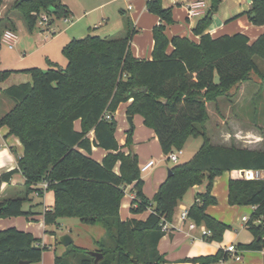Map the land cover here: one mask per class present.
Returning a JSON list of instances; mask_svg holds the SVG:
<instances>
[{"label":"trees","instance_id":"obj_1","mask_svg":"<svg viewBox=\"0 0 264 264\" xmlns=\"http://www.w3.org/2000/svg\"><path fill=\"white\" fill-rule=\"evenodd\" d=\"M210 8L199 20L193 33L199 40L184 35L170 38L168 24L175 22L173 8L164 7L162 0H147L148 11L161 22L154 26L152 58H140L131 51L137 29L127 20L126 30L117 36L88 33L73 38L62 48L67 65L49 61L50 67L25 69L32 82L12 85L4 91L13 106L0 116V128L19 137L24 154L17 168L0 176L10 181L18 171L25 177L23 190L0 200V218L28 217L35 214L24 209L30 195L41 198L45 190L53 191L54 205L43 212L46 226L57 225L61 217H78L81 222L100 224L105 235L95 240L96 250L104 257L97 264L132 263L163 264L164 255L158 248L166 234L165 221L172 222L177 207L192 187L209 179L205 192L196 193L189 206V218L197 225L211 229L205 241H222L231 228L207 212V206L217 202L211 188L214 178L224 171L264 169V150L238 146L214 145L206 131L209 119L207 105L220 95L234 98L239 86L254 75L264 73L256 58L264 62V31L254 41L243 32L214 37L204 30L212 23V15L222 0H211ZM4 0H0V11ZM18 13L29 30H34L42 12L54 18H71L73 13L62 0H15L0 18L5 28L14 30L10 13ZM256 25L264 26V0H252L249 15ZM51 18V19H50ZM9 22V23H7ZM6 31V30H5ZM0 32V46H1ZM172 45L169 50V46ZM14 70L1 69L0 82ZM219 75V83L215 77ZM127 116L141 115L144 124L156 132L165 155L175 148L183 149L191 135H202L204 141L193 158L174 163L172 174L159 186L153 199L146 196L138 155H133V127L127 130L126 142L120 145L116 137L115 113L122 103ZM109 113L111 119L105 117ZM80 120L77 129L75 122ZM93 131L94 138L90 132ZM108 150L102 161L92 156V146ZM129 147L127 154L123 147ZM119 166V172L116 167ZM48 184L38 189V184ZM134 185L133 214L151 209L146 219H121L120 207L126 188ZM229 203L254 207L247 222L254 239L239 244L244 250L264 249V179H230ZM42 204V203H40ZM55 264H94L87 248L72 242ZM49 246L30 231L14 226L0 229V264L39 263ZM224 249L214 255L198 256L185 261L216 264L227 261ZM133 264V263H132Z\"/></svg>","mask_w":264,"mask_h":264},{"label":"crops","instance_id":"obj_2","mask_svg":"<svg viewBox=\"0 0 264 264\" xmlns=\"http://www.w3.org/2000/svg\"><path fill=\"white\" fill-rule=\"evenodd\" d=\"M15 0H4V5L2 6V10L0 11V18L5 17V13L7 12L9 6ZM65 5L71 9L73 16L75 12L73 10V5L66 0H62ZM195 1L200 0H162L164 7H172L173 8V18H175V22L172 24H168L166 29V34L172 38L175 35L184 36L187 35L194 40H199L200 36L193 33L194 28L196 27L199 20L204 16L207 10L210 8L211 0H203L206 3V7L204 10V14L195 17H189L187 12V7ZM147 0H123V4L119 7V17L118 23L116 27L114 26L112 29L117 30V33H122L126 30L127 20H130L131 24L135 29H137L135 36L131 42V51L135 56L140 58L151 59L152 58V49L154 46V35L152 33L154 26L158 25L161 22V19L155 15L154 13H150L147 8ZM252 1L250 0H222L218 10L215 14L212 15L213 21L212 23L204 30L205 33H210L214 37L221 35H233L236 32H243L248 35L251 39V42L257 39L264 31V26L256 25L252 22L251 16L249 15V10L251 8ZM104 3L100 5L102 7ZM131 6V8H130ZM11 20L15 23L14 31L17 33V44L15 48L11 49L7 46L6 50L1 49L0 46V56H1V69L7 70L11 69L14 72L5 80L0 82V116L4 115L8 112L14 105L12 100L9 97H6L4 91L7 90L9 86L19 85L23 82H32V75L29 72L24 71L25 69H29L32 67L42 68L44 70L50 67L49 61L57 62L60 66L65 67L67 65V58L62 54V48L65 44L71 41L73 38H83L78 37L81 34L80 32L84 29V22H80L75 24L74 21L70 18V23L66 25L65 23H58L56 27H54L53 31H50V24H41L39 22L38 29L29 30L26 26L25 29H19V23H17L20 17H17L16 12L10 13ZM81 18V17H80ZM22 20V19H21ZM64 21V20H63ZM72 21V22H71ZM24 22V21H23ZM9 23V22H7ZM65 24V25H64ZM6 22L3 21L2 29L0 32L3 34L7 29L5 28ZM89 30L91 26L89 24ZM96 28V26H95ZM20 33V35H19ZM90 33V32H89ZM119 33V35H120ZM88 34V33H87ZM104 36H109L104 34ZM111 36V35H110ZM2 37V35H1ZM172 45L169 46V50ZM124 102L126 108L131 103ZM122 106V105H120ZM256 106L251 105V109H254ZM120 108V107H119ZM119 110V109H118ZM117 110V112H118ZM115 113V116L117 114ZM227 111L224 109H220L219 113L222 116L227 115ZM233 112H235L233 110ZM223 113V114H222ZM141 116V115H140ZM133 120L135 116H132ZM142 117V116H141ZM143 121V117H142ZM144 123V121H143ZM75 127L80 129L81 121L78 120L75 122ZM149 128V127H148ZM144 137H140V139L136 142L135 153L137 155L140 154V150L138 149L143 144H153L158 145L159 138L152 129L145 131ZM239 131L235 133V136L238 135ZM9 128L7 126H3L0 128V138H2L1 147H0V176L10 172L14 168H17L18 158L23 156L24 147L21 143L19 137L8 134ZM91 138H94L93 131L90 132ZM231 137V133L228 130H220V143L214 145H226L232 146L231 144H226V142ZM120 143V142H119ZM125 143V142H124ZM124 143H120L123 145ZM140 146V147H139ZM161 147V146H160ZM243 147V146H238ZM246 148V147H245ZM125 152L129 153V147H123ZM252 149V148H249ZM92 156L98 160L102 161V159L107 155L108 150H104L99 152L97 146H92ZM253 150V149H252ZM95 153H98L96 156ZM100 154V155H99ZM184 154V150H183ZM149 160H154L152 157L148 160L141 163L139 159V164H145ZM157 161H155L154 166L148 170L151 171L149 173L148 179H144L145 184L143 187V191L147 197L153 198L155 193L157 192L159 186L164 182V180L168 177V172L166 173L162 168L156 165ZM116 172H119V166L116 167ZM147 172V171H146ZM241 176V170L229 172L228 176V189L227 195L229 191V181L230 179H237ZM25 182V177L22 172L18 171L12 175L10 181H5L0 179V200L2 198L11 197L12 195H16L20 193L23 189V184ZM134 185H129L126 188L125 196H127L128 200L121 203L120 214L121 219L125 221V219L129 217L137 218V219H146L150 213L151 209H147L140 214H133L130 211V207L133 201V190ZM38 189H42L43 185L38 184L36 186ZM194 188V196L197 192H200L198 186ZM215 195V193H212ZM225 195V193L223 194ZM226 196V195H225ZM194 202L196 201V196L194 198ZM229 199V195H228ZM54 195L53 191L45 190L43 197H39L35 192L30 195V200L27 201L29 203V209L33 211V206L35 204L42 203V211L35 212V214L27 217V222L24 225L18 221L17 216H11L8 218L0 219V229L10 228L14 226L23 231H30L36 237L41 238L44 242V238L40 235V233L46 232L49 226H46L43 212L46 209L52 208L54 205ZM193 202V203H194ZM26 203V204H27ZM192 205V204H191ZM190 206V205H189ZM189 206H186L182 201L179 207H177L175 211V216L173 221L171 222V231L166 233L158 242V248L161 254L164 255L165 262L168 264H200L195 263L193 261H185L186 259H191L193 257L198 256H207L214 255L219 250L225 249V247L231 243L235 244L238 249L239 244H247L254 239V236L246 237L245 239H240L239 236L234 234L231 229V225L224 235H227V241L223 240L218 241H205L202 237V225H197L195 228H189V220L183 221L181 220V211L182 208L188 209ZM216 207H209L207 212H209L214 218L219 221H223L225 223L230 224L224 218H221L217 212H215ZM254 207L247 206L245 210L241 214V221L243 222L244 227L247 226V222L242 220V216H249L253 214ZM16 218V219H14ZM9 220V221H6ZM18 221L19 225L16 224ZM12 224V225H11ZM11 225V226H10ZM61 224L58 223L57 227ZM25 226V227H23ZM93 226H101L100 224H93ZM102 227V226H101ZM23 228V229H22ZM102 231L100 236L96 238L100 239L105 235L104 228L102 227ZM56 241L59 242V239ZM74 242V240H73ZM84 248V247H83ZM241 259L236 260L235 264H264V249L262 250H244L241 249ZM45 253L43 259L39 263L35 264H55L54 259L51 261L44 260ZM234 259V258H233ZM235 260V259H234ZM216 264H220L216 263ZM225 264H229L227 261Z\"/></svg>","mask_w":264,"mask_h":264},{"label":"rangeland","instance_id":"obj_3","mask_svg":"<svg viewBox=\"0 0 264 264\" xmlns=\"http://www.w3.org/2000/svg\"><path fill=\"white\" fill-rule=\"evenodd\" d=\"M73 5V10L75 15L71 17L72 21L75 24L80 22H84V29L80 32V36L85 37L87 33L97 34L100 36L111 35L117 36V30L112 29L114 26L116 27L119 22L117 19L119 17V6L123 4V0H66ZM102 7H100V5ZM44 13V12H42ZM17 17H20L17 13ZM81 17V18H80ZM51 19V18H50ZM71 21V22H72ZM50 24V31H53L54 27L57 26L58 23H65L66 25L70 23H66L63 19L54 18ZM17 23H19V29H25L26 23L23 20L18 19ZM64 24V25H65ZM89 24L91 29L89 30ZM96 26V28H95ZM39 23L35 29H38ZM123 33V32H122ZM120 33V34H122ZM20 35V33H19ZM8 44L1 41V49L6 50ZM257 64L260 65L262 69V73H264V62L258 58H256ZM264 76V75H263ZM237 93L234 98H229V95H220L217 101L209 102L207 105V113L209 114V119L206 123V131L209 137V140L212 144L220 143V130H228L231 133V137L224 143L231 144L232 146H243L246 148H252L256 150H264V77L261 78L257 75L253 74L251 80H248L242 83L238 89H236ZM251 105L256 106L254 109H251ZM118 112L116 114L117 120V128H116V137L120 143L126 142L127 130L130 128V124L128 121V117L126 114V106L122 104L120 108H118ZM220 109H224L227 115H220ZM233 110L235 112H233ZM223 114V113H222ZM135 118L133 120L134 131H133V144L132 146L136 149L135 144L140 139V137H144L146 130L149 128L143 123L142 117L138 115H134ZM239 131L235 136V133ZM2 142V138H0ZM204 141V137L202 135H191L185 145L183 146L184 154L179 155V160L177 163L188 162L194 155L200 150V146ZM140 147V146H139ZM99 152L103 151L102 148L97 147ZM140 154L138 158L141 163L148 160L149 158H153L157 161L156 165L159 168H162L166 173L168 169H170L175 162L168 159V155H165L160 144H143L140 148ZM137 150V149H136ZM135 150V151H136ZM175 148L173 151H177ZM94 152V150L92 151ZM127 153V152H126ZM128 154V153H127ZM97 156L98 153H95ZM100 155V154H99ZM151 171L142 172V175L145 179H148L149 173ZM228 176L229 171H224L220 175L216 176L211 188V192L215 193L217 202L215 204H210L207 206V210L209 207H216L215 212L220 215L221 218H224L227 222H229L232 227L231 231L239 236L240 239H245L246 237L252 236V232L249 227H244L243 222L241 221V214L247 207L246 205H232L229 203L227 189H228ZM209 179L205 176L203 181L198 188L200 192H205L208 188ZM225 193V195H223ZM183 202L186 206L193 204L194 202V188H190L188 192L184 195ZM123 202L127 201V196L124 195ZM153 199V198H151ZM122 202V203H123ZM24 209H29V203H25ZM42 205L35 204L33 206V212H41ZM18 221H20L24 225L27 222V217L25 216H17ZM1 219V218H0ZM3 219V218H2ZM16 219V218H14ZM9 221V220H6ZM18 221L16 224L19 225ZM58 223L61 225L57 227V225L49 226L46 232L40 233V235L44 238V242L49 246V249L45 251L44 260L51 261L53 256L58 254L61 255L63 251L66 249L62 243L56 241L59 239L61 234H69L73 240L74 244L77 246H81L87 248L90 251L96 250L95 240L100 236L102 231L101 226H93L88 225L80 221L78 217H61L58 220ZM228 224V223H227ZM12 225V224H11ZM10 225V226H11ZM25 227V226H23ZM23 229V228H22ZM227 241V235H224V242ZM44 256V255H43ZM229 264H235L236 260L233 257L229 256L227 259ZM35 264V263H33ZM123 264H132V263H123ZM167 264V263H163ZM170 264V263H168Z\"/></svg>","mask_w":264,"mask_h":264},{"label":"built area","instance_id":"obj_4","mask_svg":"<svg viewBox=\"0 0 264 264\" xmlns=\"http://www.w3.org/2000/svg\"><path fill=\"white\" fill-rule=\"evenodd\" d=\"M205 7H206V3L203 0L192 2L187 7V12H188L189 17H195V16L197 17V16L204 14ZM130 8H131V6H130ZM63 20L66 22H70L69 18H65ZM48 21H49L48 14L42 13L40 16L39 22L41 24L47 25V24H49ZM1 39L3 42L7 43L9 48H11V49L15 48L17 41H18L17 33L12 29H6V31H4V33L2 34ZM105 117L108 119L112 118L109 113H107L105 115ZM0 147H1V143H0ZM181 154H183V149H178L177 151H172L168 155V159L177 163L179 160V155H181ZM154 164H155V160H149L145 164H141V171L146 172V171L150 170L154 166ZM240 177L248 179V180L264 179V169L244 170L243 175L241 174ZM42 185H43L42 189H46L48 184L43 183ZM134 197H135V193L133 195V198ZM181 220H183V221L189 220L190 221V223L188 225L189 228L193 229V228L197 227V224L192 219L189 218V212H188V209H186V208H182ZM242 220L245 222H248L250 220V217L246 216V215L242 216ZM170 227H171V222H169V221H165L162 224V229L166 233L171 231ZM211 233H212L211 229L202 227V237L201 238L204 240L205 237L211 235ZM224 250L226 252H228V254H230V256L233 257L235 260L241 259L242 250L238 249V247L235 244L231 243V244L227 245ZM225 262H226L225 260H221L220 264H225Z\"/></svg>","mask_w":264,"mask_h":264},{"label":"water","instance_id":"obj_5","mask_svg":"<svg viewBox=\"0 0 264 264\" xmlns=\"http://www.w3.org/2000/svg\"><path fill=\"white\" fill-rule=\"evenodd\" d=\"M18 1H19V3H21V1H29V0H18ZM250 1H252V0H250ZM250 16L254 17V13H251ZM215 82H216V84L219 83V75L218 74H216ZM127 117H128V121H129L130 127H133V117L130 116V115L127 116ZM130 149H132L133 155H135L136 153H135V150L133 149V146H131ZM243 173H244V170H241V174L242 175H243ZM171 174H172V170L168 169V176H170ZM59 242H60V244L62 243L64 246H68V245H70L73 242V238L69 234H61L59 236ZM89 254L91 256L95 257L94 264H97L104 257V255L101 252L97 251V250L89 251ZM132 263L133 264H140L135 259H132ZM19 264H29V262L20 261Z\"/></svg>","mask_w":264,"mask_h":264}]
</instances>
